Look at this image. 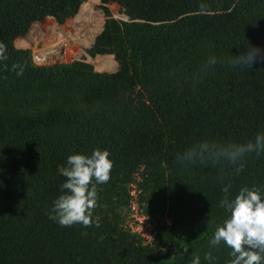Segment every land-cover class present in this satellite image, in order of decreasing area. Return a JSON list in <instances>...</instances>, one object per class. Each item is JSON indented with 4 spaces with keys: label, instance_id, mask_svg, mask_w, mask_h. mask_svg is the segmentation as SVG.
Segmentation results:
<instances>
[{
    "label": "trees",
    "instance_id": "1",
    "mask_svg": "<svg viewBox=\"0 0 264 264\" xmlns=\"http://www.w3.org/2000/svg\"><path fill=\"white\" fill-rule=\"evenodd\" d=\"M83 1L0 0V264H191L194 255L229 264L231 249L209 243L230 215L222 189L264 196V154L246 158L239 174L176 157L198 142L242 143L264 132V60L249 71L228 63L251 45L264 50V0H110L133 20L104 23L117 72L84 60L34 72L28 51L10 43L21 31L8 27L29 28L55 3L75 13ZM212 56L217 64L202 71ZM96 149L113 166L96 185L93 224L62 226L50 218L61 169L70 155ZM137 176L151 210H167L170 221L150 242L124 228L118 206Z\"/></svg>",
    "mask_w": 264,
    "mask_h": 264
},
{
    "label": "clouds",
    "instance_id": "2",
    "mask_svg": "<svg viewBox=\"0 0 264 264\" xmlns=\"http://www.w3.org/2000/svg\"><path fill=\"white\" fill-rule=\"evenodd\" d=\"M0 59L6 60L5 45L0 43ZM258 60H264V50L251 45L240 54L228 58L231 66L247 71L253 68ZM215 56L209 57L202 66V71L217 64ZM20 67L13 65V70ZM23 73V68L17 75ZM264 154V132L257 133L252 139L242 143L203 141L178 154V163H212L230 164L239 174L245 165V160L253 155ZM107 150L96 149L91 156L73 154L67 158V166L61 169L66 177L61 185L62 194L54 201L50 218L62 226L80 223L85 227L93 224V212L97 206V184L107 183L110 179L112 161ZM95 181V183H93ZM231 185L222 191L224 197L221 206L230 213L222 226L214 232L210 245L216 247L224 243L231 249L232 259L229 264H262L264 262V196L257 188L245 186L234 197H230ZM99 227V221H95ZM187 253V250H184ZM204 259L211 262L212 253H205ZM191 264H201L199 255H194Z\"/></svg>",
    "mask_w": 264,
    "mask_h": 264
},
{
    "label": "rangeland",
    "instance_id": "3",
    "mask_svg": "<svg viewBox=\"0 0 264 264\" xmlns=\"http://www.w3.org/2000/svg\"><path fill=\"white\" fill-rule=\"evenodd\" d=\"M44 18L35 45H29L27 49L28 62L34 72L55 73L76 60L90 63L95 71L104 75L118 71L107 38L112 34L105 31L104 23L108 18L121 24L132 22L121 7L118 11L107 0H85L78 11L72 13L67 5L55 3ZM15 45L19 44L16 42ZM138 182L137 176L130 185L129 196L118 206L124 216V228L137 234L143 241L150 242L156 235L159 223L170 224V221L167 210L162 214L151 210L148 197L143 195ZM177 251H181L180 248Z\"/></svg>",
    "mask_w": 264,
    "mask_h": 264
},
{
    "label": "crops",
    "instance_id": "4",
    "mask_svg": "<svg viewBox=\"0 0 264 264\" xmlns=\"http://www.w3.org/2000/svg\"><path fill=\"white\" fill-rule=\"evenodd\" d=\"M43 21H45V18L42 19V20L33 22L30 25V27L27 28V29H21L17 24H12L11 26H9L8 30H7L8 32H9V29L12 28V27H16L17 29H19L21 31L20 34H19L20 36L18 38L19 40L17 39L19 41V45H14L10 41L11 45L13 47H15V48L24 49V50H27L29 45H35L34 44L35 43V39H36L37 34H39V32L41 30V24H43ZM115 63L118 66V63L116 61H115ZM118 69H119V66H118Z\"/></svg>",
    "mask_w": 264,
    "mask_h": 264
},
{
    "label": "built area",
    "instance_id": "5",
    "mask_svg": "<svg viewBox=\"0 0 264 264\" xmlns=\"http://www.w3.org/2000/svg\"><path fill=\"white\" fill-rule=\"evenodd\" d=\"M109 2L112 3L115 7H117L118 11H120V7H119V5L117 3L113 2V1H110V0H109ZM119 14H121V12H119Z\"/></svg>",
    "mask_w": 264,
    "mask_h": 264
}]
</instances>
